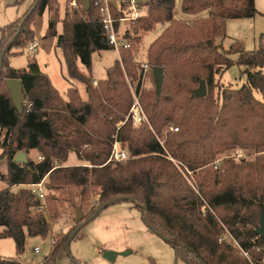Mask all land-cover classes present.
Wrapping results in <instances>:
<instances>
[{"label":"trees","instance_id":"trees-1","mask_svg":"<svg viewBox=\"0 0 264 264\" xmlns=\"http://www.w3.org/2000/svg\"><path fill=\"white\" fill-rule=\"evenodd\" d=\"M143 4L146 11L132 23L134 32L145 35L158 23L168 26L148 49V62L152 68L164 69V80L158 95L153 70L150 72L151 88L141 96L150 124L139 126L126 120L133 99L125 74L139 77L132 48L121 49V58L97 85L79 70L78 61L91 72L93 53L113 49L94 0L88 9L77 0V7L72 12L67 9L63 19L57 0H35L23 17L2 28L0 157L7 158L2 174L7 185L0 189V238L14 239L21 254L27 237H45L52 232V224L39 211L44 203L33 189H11L43 181L45 187L51 183L56 188H79L76 211L85 208L90 187L99 189L98 206L88 210V218L83 212V220L73 231L86 219L97 217L101 208L125 197L141 210L149 228L173 247L176 258L187 264H252L238 248L220 240L225 227L260 261L264 249L257 248L264 246V240L255 228L264 211V42L253 50H246L240 41L222 50L216 42L217 37H226L228 19L256 16V0H182L183 12L196 16L188 21L176 19V0H147ZM129 6L128 0L112 5L113 15L127 17ZM48 8L51 15L45 36L57 38L69 77L86 85L85 100L75 88H68L64 99L30 55L26 67L9 64L11 50L28 46L35 37V18ZM202 12L207 15L200 16ZM60 21L62 33L57 29ZM140 39L138 34L132 40ZM233 53L238 54L237 60L231 59ZM234 64L245 67L246 82L241 88L226 87L218 79ZM8 78L22 81V112L11 98ZM201 80L206 81L208 93L193 96ZM169 124L179 130L167 133L162 146L154 131L163 137ZM115 135L130 158L104 165ZM32 150L43 159H31ZM21 151L27 153V163L14 161ZM244 151L248 157L224 158L216 167V160L225 154ZM73 153L88 166H65ZM168 155L193 171L195 185L187 182ZM55 200L51 198L48 208L52 216ZM71 234L53 240L51 252L39 263L0 255V264H55ZM149 264L159 263L150 259Z\"/></svg>","mask_w":264,"mask_h":264},{"label":"rangeland","instance_id":"rangeland-1","mask_svg":"<svg viewBox=\"0 0 264 264\" xmlns=\"http://www.w3.org/2000/svg\"><path fill=\"white\" fill-rule=\"evenodd\" d=\"M34 1L35 0H0V43L2 28L23 17ZM57 1L60 8V19H63L67 13V9H69L70 12L73 11H71L69 7V2L71 0ZM139 1L141 3V14H145L146 9L143 3L147 0ZM256 8L258 13L254 17L227 20L226 37L219 36L216 38V42L222 50L230 49V46L235 41L243 43L246 50H253L264 42V0H256ZM176 10V19L178 20L188 21L196 17L183 12L182 0H176ZM132 13L133 12H130V14ZM50 15L51 10L48 8L44 14L35 18L33 24L35 30L34 40L38 41L40 44L38 51L35 54H30L26 48L24 50L13 48L8 57L9 64L15 68L26 67L30 55L37 59L41 69L48 74L52 83L59 90L64 99H67V89L75 88L85 100L88 98L86 85L77 79L69 77L63 51L57 46V38L45 36ZM205 15H207V12H202L200 16ZM132 23L130 21H123L120 23L118 29L121 40L127 38V33L130 34L128 40L132 43L133 61L139 76V62L148 60L147 54L150 45L161 35L168 24L158 23L153 30L144 35L141 32H134L132 28L134 24ZM57 29L59 33H62L63 28L61 21L58 23ZM138 34H141V39L139 42H134L132 39L135 38V36L137 37ZM121 54L120 50V58ZM230 57L233 60H237L238 54L233 53ZM118 58L119 54L114 48L95 52L92 55L91 72H86L80 61H78L79 70L87 74L93 81L96 80L99 82L108 77L107 70L115 64ZM244 69L245 67L234 64L223 71L222 74L218 76V79L221 84L226 87L241 88L246 82V75L243 74ZM262 70L264 71V67ZM125 76L129 85V81H132L134 78L126 74ZM97 84L94 83V85ZM151 85L150 77L146 78L143 82V88H151ZM255 95L259 98L261 97V94L256 90ZM121 122L117 125L119 126ZM1 154L2 148L0 147V155ZM38 156L39 153L36 150L30 152L31 159L38 161ZM229 157L240 159L248 157V154L245 151L238 153L231 152L229 155L225 154V156H222L221 159L223 160ZM175 160L176 162L173 163H175L182 174L186 176L187 182L191 185H195L196 176L193 171L178 159ZM67 165L88 166V163L79 160L76 154L73 153L69 156V160L65 162V166ZM90 166L92 167L93 165L89 164V167ZM6 169L7 158L0 157V189L7 185L2 180V174L6 172ZM56 186L57 185L51 183L47 185V187H45V184L43 185L45 198L41 199L44 204L39 209V211L45 215L47 221L52 224V232H49L45 237H27L25 251L21 254L17 252L14 239L0 238V255L2 257L15 258L24 262L39 263L51 252L53 240H62L66 235L69 233L71 234L76 225V204L79 203L77 193L80 189L72 188L73 186H61L58 188H56ZM21 188H31L32 190L34 187L30 184L11 187L14 191H18ZM72 193H74V198L72 197L74 202L71 198ZM52 197L56 198L53 216L48 209ZM99 198V189L90 187L88 200L84 205L85 208H83L86 218H88V210L93 206H98ZM36 247L40 248L39 252L35 251ZM99 250H101L102 253H100ZM106 251L116 252V258L114 260L105 258L104 253ZM125 252L129 253L125 254ZM72 258L78 264H149L150 259H154L159 264H187L182 259H177L173 247L149 228L142 216L141 210L130 200H123L111 204L100 211L97 217L91 221L87 219L83 221L79 234L71 241L69 247L59 251L55 264H74Z\"/></svg>","mask_w":264,"mask_h":264},{"label":"built area","instance_id":"built-area-1","mask_svg":"<svg viewBox=\"0 0 264 264\" xmlns=\"http://www.w3.org/2000/svg\"><path fill=\"white\" fill-rule=\"evenodd\" d=\"M129 1V9L130 12H133L132 14L128 15L127 17H114L112 12V0H94V5L98 8L101 21L103 24V28L106 32L107 38L109 43L113 46L114 49L117 50L120 58V50L122 48L125 49H131L132 43L128 40V38H125L124 40L120 39L119 35V25L123 21H130L136 22L137 19L141 15V3L139 0H128ZM70 10H74L77 7V0H71L69 3ZM129 34V33H127ZM40 44L36 40H31L26 47L27 51L30 54H35L38 51ZM138 67L140 68L139 77L137 79H133L132 81H129V87L132 94V104L130 106L128 116L126 117V120H131L134 126H139L144 122H147L150 124L148 117L144 111L141 96L145 88H143V82L146 78L149 77L150 72H152L153 68L150 65V63L147 61L139 62ZM95 84L98 82L95 80ZM121 122L118 126V129L121 128V126L126 122ZM179 130L178 127H176L174 124H169L165 130V136L158 135L155 131L156 137L158 138L160 144L164 146L166 134L169 132H177ZM165 137V138H164ZM114 142L111 149V154L109 159L106 161L104 165L110 164V163H118V162H124L130 158V154L125 147V145L118 139V135H115ZM168 158L176 162V160L168 155ZM39 160L43 159V156H38ZM222 159L216 160V167H218L221 163ZM190 172V171H188ZM43 181L37 184H33L32 186L33 191L41 198H45V193L43 190ZM221 241L228 242L238 248L241 251V254L246 256L252 264H264V255L262 258H260V261H256L257 259H253V257L249 254L248 251L244 250L239 242L235 239V237L231 234V232L225 227V232L220 237ZM261 249H264L263 247H258L257 251H261ZM36 252L40 251L39 247H36ZM100 253H102L101 250H99Z\"/></svg>","mask_w":264,"mask_h":264},{"label":"water","instance_id":"water-1","mask_svg":"<svg viewBox=\"0 0 264 264\" xmlns=\"http://www.w3.org/2000/svg\"><path fill=\"white\" fill-rule=\"evenodd\" d=\"M82 4L85 9H88L91 5V0H82ZM112 4L114 6H117V1L112 0ZM153 75H154L156 93L160 95L161 90H162L163 80H164V69L162 67H154ZM6 84L11 94V98L14 102L15 107L20 112H22L23 102L25 100V91H24L22 81L20 79L8 78L6 79ZM207 93H208V90H207V84L205 80H201L199 87L194 89L192 92L193 96H196V97H204L207 95ZM14 161L20 162V163H27L29 161L27 153L24 151L19 152L15 156ZM122 200H126L125 197L119 198L117 201H122ZM102 210H104V208H101L99 212ZM76 215H77L75 218L76 223L83 220L84 213L82 211V208L80 207L77 208ZM95 216L96 215H94L93 218ZM81 227H82V223L79 226H77L75 230L73 231V233L69 236V238L67 239L65 243V249L69 247L71 241L76 237L77 233L81 230ZM255 233L261 236L264 240V211H262L261 213L260 222L258 226L255 228ZM128 253L129 252H125V254H128ZM116 256H117V253L113 251H106L104 253V257L109 260H114Z\"/></svg>","mask_w":264,"mask_h":264},{"label":"crops","instance_id":"crops-1","mask_svg":"<svg viewBox=\"0 0 264 264\" xmlns=\"http://www.w3.org/2000/svg\"><path fill=\"white\" fill-rule=\"evenodd\" d=\"M118 2V5H120L121 1H117Z\"/></svg>","mask_w":264,"mask_h":264}]
</instances>
